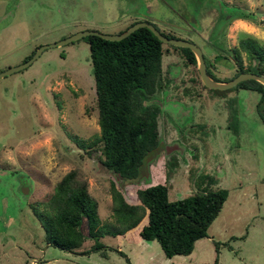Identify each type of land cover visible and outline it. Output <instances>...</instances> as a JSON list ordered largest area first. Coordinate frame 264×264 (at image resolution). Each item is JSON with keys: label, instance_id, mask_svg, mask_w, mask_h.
I'll list each match as a JSON object with an SVG mask.
<instances>
[{"label": "rangeland", "instance_id": "1", "mask_svg": "<svg viewBox=\"0 0 264 264\" xmlns=\"http://www.w3.org/2000/svg\"><path fill=\"white\" fill-rule=\"evenodd\" d=\"M241 13L264 25V0H0V71L75 32L116 34L146 21L196 44L212 62L213 75L224 79L235 71L231 48L246 38L230 30L233 15ZM166 46L160 86L148 98L160 107L158 145L136 181L104 169L96 147L84 150L73 141L99 135L83 37L45 47L25 68L0 77V264H126L114 250L80 255L44 242L32 207L40 211L70 169L96 201L102 229L116 228L109 181L127 202L126 191L156 183L167 186L168 200L188 196L203 175L214 179L211 187L227 190L207 237L196 240L188 255L165 258L158 243L140 239L136 229L122 236L99 230L98 240L122 251L130 264H214L215 256L216 264H264V126L255 109L258 94L240 88L219 95L203 88L196 65ZM216 54L226 58L214 61ZM239 57L246 67L245 53ZM92 242L85 237L79 249Z\"/></svg>", "mask_w": 264, "mask_h": 264}, {"label": "trees", "instance_id": "2", "mask_svg": "<svg viewBox=\"0 0 264 264\" xmlns=\"http://www.w3.org/2000/svg\"><path fill=\"white\" fill-rule=\"evenodd\" d=\"M250 15L241 13L233 16L249 19ZM83 38L89 49L99 135L89 142L78 138H73V141L84 150L96 147L99 153L97 161L104 169L123 181H136L141 178L139 171L147 161L146 157L158 145L157 115L160 107L152 101L148 102V98L160 86L161 57L166 48L145 27H138L117 41L96 35ZM166 47L179 51L186 64L196 65L195 57L188 48L170 44ZM240 51L248 60L246 67L242 66ZM231 53L235 71L224 79L213 75L210 70L212 62L202 54L207 74L214 81H227L241 72L264 75V49L256 41L241 38L237 46L231 48ZM29 57L26 56L23 61ZM225 58L221 54L213 56L214 61ZM240 88L258 94L255 109L264 126L262 84L248 79L229 89L214 91L220 95L224 91ZM213 183L211 176L203 175L195 193L175 200H168L165 184L156 183L126 191L130 196V202H127L120 189L109 181L111 216L116 228L102 229L96 201L88 193L86 183L77 178L74 169H70L54 184L52 192L42 202V209L38 211L32 207V212L39 220L44 242L68 253L88 255L98 252L105 256L106 250H114L124 257L126 264H130L122 251L104 246L98 239L102 233L122 236L136 229L140 239L155 240L163 256L171 258L190 254L194 242L207 237V228L227 197V190L211 187ZM85 237L93 242L88 249L80 250ZM214 248L217 251V246ZM216 262L217 256L214 264Z\"/></svg>", "mask_w": 264, "mask_h": 264}, {"label": "water", "instance_id": "3", "mask_svg": "<svg viewBox=\"0 0 264 264\" xmlns=\"http://www.w3.org/2000/svg\"><path fill=\"white\" fill-rule=\"evenodd\" d=\"M138 27L147 28L162 43L170 44V45L177 46V47L188 48L193 53V55L195 57V60L197 63L196 68L198 71V76H199V79H200L202 85L205 88L212 89V90H225V89H229V88L233 87L234 85H236L240 81L248 80V79L255 80L264 86V75L255 74L252 72L238 73L237 75H235L234 77H232L231 79H229L227 81H219V82L214 81L207 74L205 62H204V59L202 56V52L196 44H194L193 42H191L189 40H185V39L166 37V36L162 35L152 24H150L146 21L134 22L131 25H129L127 28H125L124 30H122L121 32H118L116 34H105V33H100L98 31H94V30H82V31L75 32L74 34L67 36L66 38H63L59 41H56V42H53L50 44L41 45L35 50V52L28 59L24 60L23 62L15 65V66L8 67L7 69L0 71V77L7 75V74H10L12 72L18 71V70L23 69L26 66H28L29 63L45 47L61 46L63 44L69 43L71 41H74L76 39H79V38L87 36V35H96V36L103 38V39H106V40L117 41V40L124 38L125 36L130 34L132 31L137 29Z\"/></svg>", "mask_w": 264, "mask_h": 264}, {"label": "clouds", "instance_id": "4", "mask_svg": "<svg viewBox=\"0 0 264 264\" xmlns=\"http://www.w3.org/2000/svg\"><path fill=\"white\" fill-rule=\"evenodd\" d=\"M237 36H243L264 45V25H259L245 18H237L230 29Z\"/></svg>", "mask_w": 264, "mask_h": 264}]
</instances>
